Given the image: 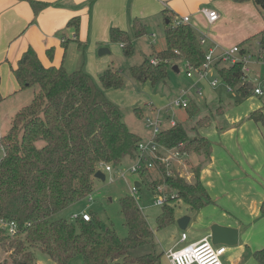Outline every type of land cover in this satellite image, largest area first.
<instances>
[{"label":"trees","instance_id":"obj_1","mask_svg":"<svg viewBox=\"0 0 264 264\" xmlns=\"http://www.w3.org/2000/svg\"><path fill=\"white\" fill-rule=\"evenodd\" d=\"M27 1L35 13L40 10V2ZM94 1L90 0V3ZM231 1H251L258 11H264V0ZM163 17L165 48L129 68L130 75L138 82L155 85L166 80L170 68L179 60L193 68L204 63L205 50L192 26L175 25L165 12ZM70 24L77 31L78 20L74 19ZM132 27L134 37L146 34L145 26L139 21L134 20ZM109 38L112 43L120 44L125 57L132 56L133 46L126 31L112 27ZM258 44L260 51L264 52V30ZM50 52L48 50L49 56ZM11 72L19 90L38 87L31 103L13 116L6 134L0 136L3 150L0 217L16 221L21 229V235L16 237L0 232V247L11 253V264H36L29 250L35 248L54 264H69L76 257H82V264H158L161 255H136L137 250L151 245L153 233L133 196L119 200L127 230L125 237L118 236L113 229L102 228L93 214H90L89 222L81 218L82 212L75 213L78 215L76 219L71 218L73 213L70 220H52L57 213L90 200L94 174L101 164L120 166L125 158H136L142 138L129 130L120 109L104 98V91L123 87L120 71L110 67L95 80L83 67L72 72L62 65L46 67L34 49L28 47L11 67ZM217 72L240 99L252 95L249 86L241 84L239 65L223 67ZM192 109L189 107L187 112L192 114ZM263 109L264 106L251 112L250 119L264 125ZM216 112L222 113V107ZM195 129L177 123L162 131L157 141L168 149L203 152L208 157L210 143ZM155 171L161 172L163 184L175 195L172 201H181L191 211H198L208 204L197 175L194 182L189 183L176 173L165 175V169L160 166ZM175 207L173 202L161 207L155 219L157 230L174 223ZM260 212L264 216V200ZM254 255L264 264V248Z\"/></svg>","mask_w":264,"mask_h":264},{"label":"crops","instance_id":"obj_2","mask_svg":"<svg viewBox=\"0 0 264 264\" xmlns=\"http://www.w3.org/2000/svg\"><path fill=\"white\" fill-rule=\"evenodd\" d=\"M31 1L40 2V10L37 13L27 0H0L2 100L21 91L11 67L15 66L28 47L34 49L40 62L46 67L62 65L68 72L83 67L86 73L97 80L95 77L111 66H106L103 59L97 60L96 49L110 48L114 45L109 38V30L112 27L126 31L130 38L132 36L134 38L132 27L134 20L145 26L144 36L148 37L153 26L164 23L163 12L170 16L171 20L176 17H188L189 24L192 23L191 26L198 38L204 33L207 36L208 48L215 52L235 46L247 49V44L251 40L255 39L253 41L258 42L260 33L264 30V16L251 1L245 3H235L231 0H95L92 3L90 0ZM201 8L216 11L219 20L213 25H208L200 13ZM74 19L78 20L77 31L74 25L70 24ZM203 26L207 27L206 32L200 29ZM233 29L236 31H232ZM150 36H154L153 32ZM118 45L121 50L120 44ZM48 50H51V56L48 55ZM178 62L183 65L182 60L176 63ZM174 66L177 69L179 67L178 64ZM252 69L258 71L259 67L253 66ZM208 96L209 100L202 103L192 99L190 105L193 107L192 114L186 110L187 116L182 124L185 123L191 128L192 125L189 124L201 114L203 108L210 110L214 107L216 112L217 108L222 107V113L217 112L218 115L213 111L214 115L210 117L212 121L197 131L199 136L210 143L209 155L206 157L203 152H190L174 160L171 170L173 174L182 176L189 183L194 182L197 175L209 202L200 210L191 211L188 206L178 201L177 204L183 207V212L176 211V204L175 221L166 228L169 242L164 244L160 237L157 240L159 247H155L153 242L154 234H158L156 223L153 229L148 217L143 214L152 230L153 240L151 245L144 246L145 253H138L137 250L136 255L154 253L161 255L162 258L167 251L181 248H176L177 245L185 242L191 244L209 238L210 227L218 224L236 228L239 236L236 247H227L222 264H262L254 254L264 248V216L260 212L264 200V125L253 121L249 115L263 108L264 95H251L247 98L250 102L244 107L239 106L240 109L235 114L227 111L220 100L213 103L211 94ZM191 118L194 119L190 121ZM134 133L142 138L139 133ZM154 173L161 180V172ZM183 216L190 218L185 242L181 241V234L184 231L177 225V220ZM161 258L158 264L161 263ZM165 260L167 261L166 257ZM77 264H80V260Z\"/></svg>","mask_w":264,"mask_h":264},{"label":"rangeland","instance_id":"obj_3","mask_svg":"<svg viewBox=\"0 0 264 264\" xmlns=\"http://www.w3.org/2000/svg\"><path fill=\"white\" fill-rule=\"evenodd\" d=\"M259 12H261V14L264 16V11ZM164 27V23H161L160 26H153L152 29H150L148 37H134V39L131 35L133 54L130 57H125L122 54L119 45L112 42L111 44L114 45H112L110 48H103L108 50L107 54L99 56V48L96 49L97 60L103 59L106 61V66H111L119 70L124 83L123 87L119 90H107L106 93L104 91V98L112 102L120 109L124 122L128 126L129 130L139 133L142 136V140L144 142L149 141L153 137V130L151 127H147L145 125L143 121L144 118L158 117L161 119L163 126H167L169 122L173 120L177 123L184 122L187 116L186 111L182 108H177L172 104L177 99H185L189 97L202 103L204 100H209L208 95L211 94V97L214 100L213 103H216L220 100L223 107H225L227 111H231V113L233 112L234 114L240 109L239 106L244 107L250 102V99H240L238 94L234 90L230 91L226 84L220 79L217 71L223 67H226L224 64H219V66L216 67L212 65L207 73L203 74V76L200 78V76L194 72H192V77H188L186 68L179 64V62L176 63V61L174 64L179 65L178 72H175L172 70V68H170L167 79L161 81L158 84L152 85L149 82L141 83L133 79L129 73V68L131 66H137L141 64L144 58H149L153 52L165 48L163 36ZM200 29L202 32H206L208 30L206 26L200 27ZM151 31L153 32L154 37L150 36V34H152ZM232 31H236V29H233ZM211 33L214 34V31ZM253 40L247 44V49L251 53H256L257 46ZM207 49L208 45H205V52H207ZM86 51L87 49H85V53ZM221 51L228 52V48H222ZM98 77L96 76L95 78ZM255 77L264 79V65L260 66L258 71L253 70V72L249 75V80L252 81ZM213 80H217V84L215 86L211 85ZM195 85L197 88L201 87V98H197L194 93ZM185 91H189L188 96L181 95V93ZM37 92L38 87L35 86L33 88L17 91L0 102V136L6 134L10 127V122L13 116L22 107L30 104L35 93ZM201 111V114L197 115L195 119H190V121L194 119L196 123L197 121L201 120L198 125H195L196 123L194 120L191 121V124H189L192 125L193 128H196V133L198 129L207 126L212 121L210 117L211 115H214L213 111L215 112V108L213 107L210 110H205L203 108ZM215 114L218 113L215 112ZM2 157L3 150L0 145V160ZM134 165L135 159L133 160L129 158H125L120 166H114L110 164L109 166L111 171H103V174L105 175V181L94 178L93 193L91 194L89 201L83 200L79 204L57 213L52 217V220H70V217L73 213V215H76L75 213L87 212L98 218L102 228L113 229L118 236L125 237L127 235V230L123 225V217L120 211L119 200L124 196H131V189L136 183H138L140 187L136 188L137 193L133 195V198L141 212L148 217V221L150 222L152 228L155 229V219L160 213L161 208L155 206L154 204L155 198L152 188L162 184L165 187V192L167 194L173 195V192L166 188V185L163 184V180H159L154 171L138 172L133 174L131 172V168ZM182 208V206L179 207L177 204L176 211L183 212ZM166 228L158 230L157 235L154 234L153 242L155 247H159L157 240H159L160 237H162L164 244L169 242V235L167 234ZM184 233L187 235V230H184ZM186 244L187 242L182 243L177 245L176 248L183 247ZM29 250L33 254L36 264H54L50 258L43 254L38 248ZM145 250L146 248L142 247L138 250V253H145ZM10 255V252H7L4 248L0 247V264L4 261H6L5 264H11ZM78 260H80V264H82V257L74 258L69 264H77ZM160 264H168L165 260L164 254L161 258Z\"/></svg>","mask_w":264,"mask_h":264},{"label":"built area","instance_id":"obj_4","mask_svg":"<svg viewBox=\"0 0 264 264\" xmlns=\"http://www.w3.org/2000/svg\"><path fill=\"white\" fill-rule=\"evenodd\" d=\"M200 13L205 18L208 25H213L219 20V15L216 11L209 8H201ZM174 24H189L188 17L174 19ZM190 25V24H189ZM154 37V36H153ZM199 44L204 48L207 45V36L202 33L199 38ZM257 52L251 53L249 50L242 48L241 46H235L228 49V52L220 51L216 53L215 50L208 48L205 52L204 63L199 68H193L189 63L183 61V66L186 68L188 77H192V72L200 76L206 74L211 66H219L224 64L226 67L239 65L242 73L241 84L250 86L252 95L263 96L264 95V79L255 77L252 81L249 80V75L253 72V66L264 65V52L260 51L258 42L256 43ZM154 62V60H152ZM198 82V81H197ZM217 84V80L211 82L212 86ZM228 87V86H227ZM231 91L232 89L228 87ZM194 93L196 97H202L201 88L194 86ZM189 91L182 92L181 95L188 96ZM192 99L187 97L185 99H177L172 104L177 108L187 110L191 105ZM144 123L147 127L152 128L153 137L144 142H139L137 146L135 165L132 166L131 172L133 174L140 172H150L161 168L165 169V175L172 176V163L174 160L186 156L187 152H180L178 148L168 149L162 146L157 141V136L170 127L177 124L174 120L170 121L168 126H163L160 118H144ZM180 147L182 145L180 144ZM110 164H101L99 171L110 172ZM137 187L131 189V196L137 193ZM154 190V204L157 207H162L166 204H177L179 200L172 201L175 199V195L167 194L165 187L156 186L152 188ZM81 218L85 222L91 220V215L87 212L80 214ZM78 215H73L71 218L76 219ZM0 232L9 237H16L21 235V229L16 221H9L5 218L0 217ZM186 234H181V241L185 242ZM226 246L213 245L209 238H203L197 242L186 244L177 250H169L166 252L165 257L168 264H222V257L226 253Z\"/></svg>","mask_w":264,"mask_h":264},{"label":"water","instance_id":"obj_5","mask_svg":"<svg viewBox=\"0 0 264 264\" xmlns=\"http://www.w3.org/2000/svg\"><path fill=\"white\" fill-rule=\"evenodd\" d=\"M108 50L106 49H100L98 51V55L102 56L104 54H107ZM173 71L178 72V69L176 66H173ZM250 88V86H249ZM94 178L105 181V175L101 171H97L94 174ZM135 187H139V184L136 183ZM190 218L188 216H183L177 220L178 228L182 231L186 230L188 224H189ZM210 241L213 245L218 246H226L229 248L236 247L238 245V230L236 228L228 227V226H221L218 224H213L210 227Z\"/></svg>","mask_w":264,"mask_h":264}]
</instances>
